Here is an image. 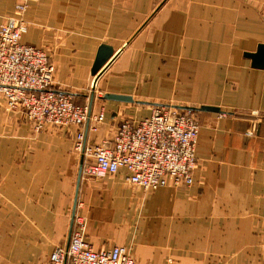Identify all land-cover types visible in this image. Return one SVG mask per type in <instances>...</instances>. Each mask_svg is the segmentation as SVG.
Instances as JSON below:
<instances>
[{"label":"crops","instance_id":"crops-1","mask_svg":"<svg viewBox=\"0 0 264 264\" xmlns=\"http://www.w3.org/2000/svg\"><path fill=\"white\" fill-rule=\"evenodd\" d=\"M18 2L0 0V25ZM26 21L21 42L58 66L56 89L91 115L104 112L96 136L85 128L88 140L123 121L137 125L158 105L192 101L220 112H196L193 185L144 198L120 173L80 176L77 187L72 135L50 128L31 141L24 116L5 127L0 105V134L17 127L0 138V264H49L68 243L78 203L86 241L127 247L136 264H264V69L248 57L264 46V0H38ZM130 43L125 68L115 72L113 60L97 95L87 93L98 47L116 55Z\"/></svg>","mask_w":264,"mask_h":264},{"label":"built area","instance_id":"built-area-1","mask_svg":"<svg viewBox=\"0 0 264 264\" xmlns=\"http://www.w3.org/2000/svg\"><path fill=\"white\" fill-rule=\"evenodd\" d=\"M38 0H19L14 17L0 27V101L7 111L22 114L35 131L47 125L75 128L72 153L81 160L88 179L121 174L128 186L144 193L161 188L193 185L199 123L194 113L171 105H158L137 125L123 121L98 142L85 137L99 132L104 112L93 116L87 106L73 103L71 94L54 89V67L41 49L24 45V15ZM93 82V81H92ZM251 135V134H250ZM49 264H136L123 246L96 250L85 239V223L76 219L66 246L55 247Z\"/></svg>","mask_w":264,"mask_h":264},{"label":"rangeland","instance_id":"rangeland-1","mask_svg":"<svg viewBox=\"0 0 264 264\" xmlns=\"http://www.w3.org/2000/svg\"><path fill=\"white\" fill-rule=\"evenodd\" d=\"M37 2V1H36ZM35 2V3H36ZM155 3H157V2H155ZM18 4V3H17ZM32 4H34V3H32ZM32 4H30V5H32ZM157 4H154V6H151L150 7V9H152L153 7L155 8H157L159 5H157ZM28 10V9H27ZM13 11H14V9H13ZM26 13H27V11H26ZM26 13H25V15H24V20H25V22H26V26H27V30H28V27H29V24L27 23V21H26ZM12 14H13V12H12ZM12 14H10V15H8V16H6L5 18H4V21H3V23L0 25V27H2V26H4L6 23V21H7V19H9L11 16L12 17H14V15H12ZM139 34V33H138ZM137 33L134 35V37L136 36V35H138ZM54 41H55V44H61L62 43V37L60 36V37H55L54 38ZM129 46H127V47H125V48H123V47H121V48H118V49H115V51H116V55H115V58H114V71L116 72V71H121V70H123L124 68H125V63H126V59L129 57V53H127L129 50H130V48H131V43L130 44H128ZM55 49H58V48H55ZM45 50V49H44ZM44 50H42V51H44ZM51 51H52V48H51ZM44 53L46 54V56H47V58H48V60H49V57H48V55H47V53L44 51ZM135 57L137 58V53L135 54ZM50 61V60H49ZM51 64V63H50ZM112 64V63H111ZM52 65V64H51ZM53 66V65H52ZM54 67V76H53V81H54V89L55 90H61V91H63V92H65V93H67V94H71L70 92L71 91H68V89L66 88V89H56L57 88V83H56V79H57V76H58V66H53ZM106 74H108V73H106ZM106 76V79H105V77H104V79H105V81H107L108 79H107V75H105ZM104 79H102V81H100V82H96V84H95V86L94 87H92V81H93V78H90V80H89V84H88V87H87V89H86V92L87 93H91V94H93V96H95V95H97V92L98 91H100V88L104 85ZM216 90H217V88H216ZM95 94V95H94ZM71 97H72V101H73V103L75 104V105H77V106H85V104L84 105H80L79 103H81V100H77V98H75L72 94H71ZM101 97V96H100ZM78 101V102H77ZM177 104H178V107H187V108H199V106H198V104H196V103H192V101H186V102H176ZM175 104V103H174ZM0 105H1V107H2V109H3V112H4V115L5 116H3V121H2V124L4 125L5 124V127L6 126H10L12 123H13V121H11L9 118H11V116H15L17 113H16V111H7V110H5V106H3V104L1 103V101H0ZM87 108H88V106H87ZM88 111H89V109H88ZM194 113V116H195V118H196V120H197V115H196V112H193ZM91 116H93V115H91ZM198 121V120H197ZM12 122V123H11ZM199 123V122H198ZM103 125H104V123H103ZM102 125V126H103ZM30 126V125H29ZM101 126V127H102ZM101 127H100V129H101ZM15 128H17V127H13L11 130H9L8 132H6L5 134H0V138H1V136H10V135H12V133L15 131V130H13V129H15ZM51 128V129H50ZM47 129H50L52 132L51 133H54L53 135H58V134H61L62 136H65V137H67L68 139L69 138H71V135L73 134V133H71V131L72 132H74L75 131V128H61V127H55V126H50V125H47L46 126V128H44L43 130H41V131H35V130H33L32 129V127L30 126V135H31V141H33V139L34 138H37V136L40 134V133H42V132H44L45 130H47ZM115 129V128H114ZM13 131V132H12ZM84 131H85V129H84ZM100 131V130H99ZM99 132H97L95 135L94 134H92V136H96L97 134H98ZM91 134V133H90ZM72 148V147H71ZM71 152H72V150H71ZM72 156H73V159H74V162H75V164H76V166L80 169V175L82 176V177H84V175L82 174V172H81V160L79 159V161H77V159L74 157V154L72 153ZM84 178H86V177H84ZM88 179V178H87ZM191 187V186H190ZM170 188V187H169ZM184 188H186V187H184ZM179 189V188H178ZM140 190V189H139ZM175 190H177V189H175ZM141 191V190H140ZM141 193H142V196L145 198V197H147L148 195H150V194H152V193H150V194H148V193H144L143 191H141ZM154 193V192H153ZM143 198H142V200H141V203H140V206H142L143 205ZM80 206V210H81V204H76V211H77V206ZM76 211H75V214H74V216H73V219H72V223H71V229H72V227H73V224L75 223V220L77 219H80V217L79 216H77V213H76ZM82 219V218H81ZM49 258V257H48ZM47 258V259H48Z\"/></svg>","mask_w":264,"mask_h":264},{"label":"water","instance_id":"water-1","mask_svg":"<svg viewBox=\"0 0 264 264\" xmlns=\"http://www.w3.org/2000/svg\"><path fill=\"white\" fill-rule=\"evenodd\" d=\"M166 1V0H164ZM164 2L161 3V5ZM160 5V6H161ZM160 6L157 8L159 9ZM249 59L251 60V67L256 69H264V46H259L254 54L248 55ZM115 54L114 50L107 45H100L96 51L94 61L91 67V76L93 78L92 87L95 86L96 82L100 78V76L103 74V72L106 70V68L111 64V62L114 60ZM93 95V94H91ZM93 97V96H92ZM91 97V98H92ZM102 100L106 101H113V102H119V103H131L133 102L130 97L127 96H119V95H112V94H106L102 98ZM184 110H188L190 112H211V113H219L220 111L216 108L211 107H200V108H187V107H178ZM80 169H79V175L77 180V187L80 180ZM78 188L76 189L77 194ZM76 203V202H75ZM75 211V204L72 212V219L74 216ZM71 232V227H70Z\"/></svg>","mask_w":264,"mask_h":264}]
</instances>
